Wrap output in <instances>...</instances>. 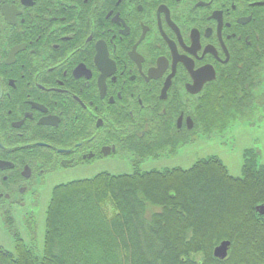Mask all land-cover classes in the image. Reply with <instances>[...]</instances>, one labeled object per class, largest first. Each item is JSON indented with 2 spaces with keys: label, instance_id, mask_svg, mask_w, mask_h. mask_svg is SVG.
<instances>
[{
  "label": "flooded vegetation",
  "instance_id": "1",
  "mask_svg": "<svg viewBox=\"0 0 264 264\" xmlns=\"http://www.w3.org/2000/svg\"><path fill=\"white\" fill-rule=\"evenodd\" d=\"M227 119L264 126V0H0L6 224L32 222L51 178L155 159Z\"/></svg>",
  "mask_w": 264,
  "mask_h": 264
},
{
  "label": "trees",
  "instance_id": "2",
  "mask_svg": "<svg viewBox=\"0 0 264 264\" xmlns=\"http://www.w3.org/2000/svg\"><path fill=\"white\" fill-rule=\"evenodd\" d=\"M158 149L155 159L180 147ZM259 157L245 153L242 177L210 156L189 169L135 168L58 184L46 211L43 255L14 233L16 253L0 245V264H264ZM224 240L231 245L221 260L214 249Z\"/></svg>",
  "mask_w": 264,
  "mask_h": 264
},
{
  "label": "rangeland",
  "instance_id": "3",
  "mask_svg": "<svg viewBox=\"0 0 264 264\" xmlns=\"http://www.w3.org/2000/svg\"><path fill=\"white\" fill-rule=\"evenodd\" d=\"M227 123L233 125L234 120L227 119ZM248 149L256 150L260 155V163L264 165V126L257 128L236 124L218 136L205 138L204 140H196L189 145L181 147L174 156H164L134 163L125 162L122 165H113L111 162L106 165L104 169L113 174L131 173L135 168H140L142 170H161L174 167L189 169L200 159L218 156L227 165L230 174L235 177H242L244 153ZM91 177L90 175L84 176L76 173L68 174L63 177L51 178L47 184L44 195H42L39 200L38 207L30 213V217L33 219V223L31 224H27L26 220L28 218L23 219L24 216L15 215L14 225L10 227L3 221L0 214V245L8 251L16 253L14 233H19L25 242L33 247L37 255L42 256L44 253L46 231V211L52 196L53 188L61 183L88 179Z\"/></svg>",
  "mask_w": 264,
  "mask_h": 264
},
{
  "label": "water",
  "instance_id": "4",
  "mask_svg": "<svg viewBox=\"0 0 264 264\" xmlns=\"http://www.w3.org/2000/svg\"><path fill=\"white\" fill-rule=\"evenodd\" d=\"M256 211L260 215L264 216V204L257 206ZM230 245H231L230 241H223L220 245L215 247L214 256L221 260L225 259L228 256Z\"/></svg>",
  "mask_w": 264,
  "mask_h": 264
},
{
  "label": "bare ground",
  "instance_id": "5",
  "mask_svg": "<svg viewBox=\"0 0 264 264\" xmlns=\"http://www.w3.org/2000/svg\"><path fill=\"white\" fill-rule=\"evenodd\" d=\"M137 150H141V149L137 148ZM224 241H226V240H224Z\"/></svg>",
  "mask_w": 264,
  "mask_h": 264
}]
</instances>
